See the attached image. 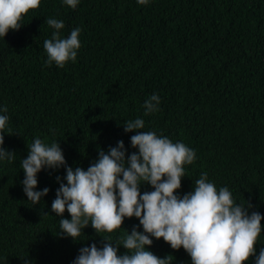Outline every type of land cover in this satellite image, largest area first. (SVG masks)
<instances>
[{"label": "trees", "instance_id": "16d2710c", "mask_svg": "<svg viewBox=\"0 0 264 264\" xmlns=\"http://www.w3.org/2000/svg\"><path fill=\"white\" fill-rule=\"evenodd\" d=\"M50 17L64 21V37L82 28L77 61L64 68L46 64ZM153 93L161 97L160 110L145 115ZM0 105L10 116L4 146L16 154L0 163V264H72L81 247L120 239L123 229L98 234L91 226L78 242L59 235L61 217L51 205L65 169L39 174V189L51 191L33 206L22 190L21 160L37 137L60 142L73 169L86 170L100 149L120 140L130 156L137 151L135 133L123 126L137 117L145 120L143 131L195 149L178 195L193 191L207 172L218 189L228 187L237 203L251 205L250 213L264 214V0H151L146 6L81 0L75 10L62 0H42L18 31L0 38ZM65 218L71 219L67 212ZM135 225L136 218H126L123 228ZM153 240L149 250L158 257L191 264L183 248ZM261 247L264 233L257 254Z\"/></svg>", "mask_w": 264, "mask_h": 264}, {"label": "clouds", "instance_id": "9594fccd", "mask_svg": "<svg viewBox=\"0 0 264 264\" xmlns=\"http://www.w3.org/2000/svg\"><path fill=\"white\" fill-rule=\"evenodd\" d=\"M136 2L146 6L151 0ZM41 3L42 0H0V38L18 31L24 17ZM62 3L75 10L81 0ZM46 24L54 30L43 44L46 64L64 68L75 63L82 47V28H73L64 37L63 20L50 17ZM160 104V95L153 93L143 104L144 114L158 112ZM7 113V106L0 105V163H11L16 158L4 146L5 134L10 135ZM123 128L126 133H135L130 139L137 151L129 156L120 140L107 151L100 149L98 159L86 170L68 165L60 142L48 143L39 137L28 145V155L21 160L22 190L33 206L51 191L48 187L39 189V174L45 169H65L63 179L57 177L59 187L51 205L52 212L61 217L59 235L78 242L89 226L98 234L124 230L115 243L111 236H101L102 246L92 243L81 247L72 264H171L173 256L161 258L149 250L153 238L162 239L173 250L183 248L191 264H264V247L258 254L256 248L264 233V214L250 213L251 205L237 203L228 187L218 189L207 172L195 181L193 191L178 195L186 166L197 160L195 149L156 131H143L145 120L139 117L126 121ZM145 184L153 190L141 192ZM65 212L71 219L65 218ZM126 218H136L139 225L130 232L125 230ZM121 246L127 249L122 255Z\"/></svg>", "mask_w": 264, "mask_h": 264}]
</instances>
